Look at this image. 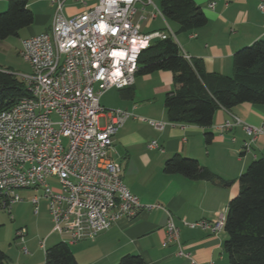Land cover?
<instances>
[{"label": "built area", "instance_id": "obj_1", "mask_svg": "<svg viewBox=\"0 0 264 264\" xmlns=\"http://www.w3.org/2000/svg\"><path fill=\"white\" fill-rule=\"evenodd\" d=\"M69 1L86 4L49 0L55 8L51 28L22 43L20 54L31 72L19 77L29 96L0 112V208L11 214L14 205L29 201L38 215L42 201L48 202L54 232L68 236V244L93 240L122 219L135 222L144 210L160 209L168 217L167 243L178 241L172 213L160 204L144 205L125 185L122 166L112 158L115 136L131 114L106 111L100 104L109 90L134 86L141 52L170 38L166 31L142 29L147 18H164L162 11L151 0H99L92 10L67 17ZM259 9L264 14V0ZM149 123L158 131L166 126ZM239 125L248 136L242 149L246 154L264 135V126L235 117L218 129ZM156 147L157 142L150 144ZM22 192L29 196L23 198ZM226 215L227 210L213 223L184 225L216 234L224 230ZM26 234L20 229L16 238ZM45 242H40L43 250ZM24 252L28 254L26 248ZM178 256L191 258L181 249Z\"/></svg>", "mask_w": 264, "mask_h": 264}, {"label": "crops", "instance_id": "obj_2", "mask_svg": "<svg viewBox=\"0 0 264 264\" xmlns=\"http://www.w3.org/2000/svg\"><path fill=\"white\" fill-rule=\"evenodd\" d=\"M151 1L155 5L159 1L156 6L160 9L161 0ZM98 2L86 0V4H81L69 1L65 11L67 7L75 9L65 14L68 17L81 15L92 10ZM194 2L208 18L206 26L182 32L177 24L171 26L172 22L158 16L143 22V32L147 31L151 21L162 19L164 23L156 31L168 32L184 56L201 61L207 73L232 76L235 53L264 40V14L259 9L260 0ZM28 3L35 21L32 26L21 30L17 37L20 53L23 41L48 31L55 16V8L49 0H28ZM211 4L214 8H210ZM7 8L8 0H0V13ZM175 90L172 72L159 71L137 76L134 86L117 89L116 101L107 103L103 108L131 114L115 136L112 158L121 164L123 181L132 194L144 205L160 204L172 213L179 230L178 241L167 243L168 217L163 210H144L135 222L122 219L93 240L69 244L79 264H118L128 255H140L146 264H194L193 261L197 264H229L224 251L227 240L225 230L215 234L200 227L189 228L184 222L213 223L228 209L229 202L238 196L240 176L254 160L264 157V135L254 143L251 152L242 154L244 143L248 140L243 126L226 132L218 128L235 117L249 126H264V104L246 103L232 110L220 109L210 128L172 123L165 107V97ZM150 120L164 122L166 126L158 131L149 123ZM207 132L214 134L211 145L206 144ZM152 142H157L158 147L150 148ZM175 155L197 160L220 180H190L179 174L166 173L165 164ZM54 233L53 229L51 236ZM59 237L61 242L69 240L68 236L59 234ZM47 239L48 235L44 239L45 250L48 248ZM28 243L34 245V242ZM57 243L60 242H51L50 247ZM180 249L190 254L191 258L178 256ZM2 250L8 255L9 264H23L11 244L8 249ZM29 254L28 250L26 255ZM26 264H32V261Z\"/></svg>", "mask_w": 264, "mask_h": 264}, {"label": "trees", "instance_id": "obj_3", "mask_svg": "<svg viewBox=\"0 0 264 264\" xmlns=\"http://www.w3.org/2000/svg\"><path fill=\"white\" fill-rule=\"evenodd\" d=\"M160 9L168 22L187 32L207 25L208 18L194 0H161ZM28 0H8L0 13V41L18 37L34 24ZM232 76L207 73L199 60L187 59L172 38L153 42L141 52L136 76L159 71L172 72L176 90L165 97L170 122L210 128L218 110L241 104H264V40L245 47L233 56ZM26 86L14 74L0 70V112L28 97ZM211 145L214 134L205 135ZM165 172L190 180L215 182L220 178L197 160L175 155ZM240 192L228 204L224 251L229 264H264V157L254 160L240 176ZM0 264H9L0 248ZM45 264H79L71 247L60 242L45 250ZM118 264H146L140 255L123 257Z\"/></svg>", "mask_w": 264, "mask_h": 264}, {"label": "rangeland", "instance_id": "obj_4", "mask_svg": "<svg viewBox=\"0 0 264 264\" xmlns=\"http://www.w3.org/2000/svg\"><path fill=\"white\" fill-rule=\"evenodd\" d=\"M156 5H159V1L156 2ZM73 9L75 8L67 7L65 11L66 14ZM162 22V19L151 21L145 33L159 30L158 28L162 25ZM171 26H174V23H171ZM0 70L15 74L19 81L20 74H28L31 72L29 64L20 56L19 38L12 37L5 41H0ZM117 94V89L106 92L100 100L101 106L105 107L107 103L111 104L115 102ZM21 196L27 198L29 193L22 192ZM20 229L27 230V234L24 238H16V232ZM53 229L54 224L49 213L48 202L46 201H42L41 210L38 215L35 213V206L29 201L14 205L11 214L0 208V248L8 249L9 244H11L14 248L13 251L15 254L17 252L23 264L29 261H32V264H45V252L40 249L39 243L44 240L47 235L48 248L51 246V242H61L59 234L54 233V235L51 236ZM23 242H26V244L24 245ZM28 242H34V245ZM24 248H28L30 252L29 255H26ZM12 258L16 259L14 256H12Z\"/></svg>", "mask_w": 264, "mask_h": 264}]
</instances>
